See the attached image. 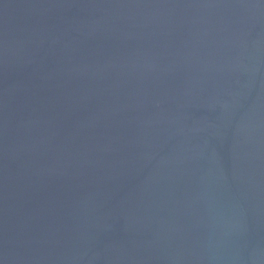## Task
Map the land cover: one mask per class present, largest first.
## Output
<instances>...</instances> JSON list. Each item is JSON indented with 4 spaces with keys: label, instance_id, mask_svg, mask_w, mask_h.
<instances>
[{
    "label": "water",
    "instance_id": "water-1",
    "mask_svg": "<svg viewBox=\"0 0 264 264\" xmlns=\"http://www.w3.org/2000/svg\"><path fill=\"white\" fill-rule=\"evenodd\" d=\"M0 264H264V0H0Z\"/></svg>",
    "mask_w": 264,
    "mask_h": 264
}]
</instances>
